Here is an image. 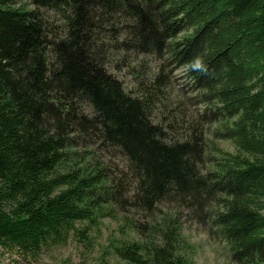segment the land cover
I'll return each mask as SVG.
<instances>
[{"label": "trees", "instance_id": "1", "mask_svg": "<svg viewBox=\"0 0 264 264\" xmlns=\"http://www.w3.org/2000/svg\"><path fill=\"white\" fill-rule=\"evenodd\" d=\"M29 4L0 0V245L36 252L133 211L146 237L118 256L189 264L177 218H157L167 201L225 237L237 262L264 264V0ZM133 53L167 59V73L141 60L139 93L119 75L136 70ZM177 69L208 105L203 122L166 108ZM214 121L237 152H211Z\"/></svg>", "mask_w": 264, "mask_h": 264}, {"label": "rangeland", "instance_id": "2", "mask_svg": "<svg viewBox=\"0 0 264 264\" xmlns=\"http://www.w3.org/2000/svg\"><path fill=\"white\" fill-rule=\"evenodd\" d=\"M19 4L28 5L29 0H16ZM135 59V60H134ZM144 59L145 67L149 71L155 70L157 66L164 64L167 59H150L136 57L133 53L129 57V63L137 66L136 70L123 68L119 75L126 82L128 88H136L139 93L138 84L142 78L135 75L139 73L141 60ZM142 65V64H141ZM147 65V66H146ZM168 67V66H167ZM167 69L165 66V73ZM170 75L171 82L167 86L170 99L166 101L167 109L172 111L181 105V114L187 120L200 119L203 122L205 113L209 110L208 105L202 102L199 94L193 91L186 81L184 69H177ZM171 104V105H170ZM160 106V108H159ZM157 113H161L162 103L159 102ZM171 113V112H170ZM180 115V114H179ZM205 137L212 153L213 147L218 146L230 152H237L232 140L222 138L218 134V122H210L205 125ZM107 159V157L105 156ZM161 210L157 218L167 217L168 221L177 218V221L170 224V231L174 229L179 233L177 241V254L186 259L189 264H242L237 262L233 256L231 246L227 239L221 236L211 225L199 220L188 211L178 209L172 202H162ZM139 215L130 211L129 213H117L115 216L102 217L97 224L91 225L84 234L71 230L66 242L48 243L43 245L39 251L26 252L18 248H11L0 245V264H130L114 252V247L123 241H140L146 237L141 229L131 226L132 221ZM142 220V219H139ZM138 220V221H139ZM148 220H152L148 218ZM163 221L160 219L159 222ZM137 222V221H136ZM151 221H148L150 224ZM86 223H78L79 230L85 228ZM169 224V223H168ZM165 227V225L161 224Z\"/></svg>", "mask_w": 264, "mask_h": 264}]
</instances>
